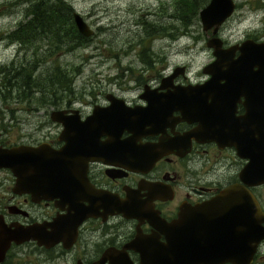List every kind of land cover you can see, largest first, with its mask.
<instances>
[{"label": "flooded vegetation", "instance_id": "obj_1", "mask_svg": "<svg viewBox=\"0 0 264 264\" xmlns=\"http://www.w3.org/2000/svg\"><path fill=\"white\" fill-rule=\"evenodd\" d=\"M236 6L233 0L231 13L214 31L213 26L205 29L210 30L205 40L208 57L197 79L189 78L186 66L178 64L167 72L147 74L132 85L136 92L131 97L103 87L89 89L94 92L89 106L81 108L71 104L72 86H65L63 98L49 100L59 103L56 110L65 115L75 112L79 120L94 106H106L109 98L121 99L128 107L153 100L143 133L134 141L147 144L148 150L160 142L167 150L149 164H137L140 156L135 160L133 147L118 149L117 142L112 147L102 142L107 135L100 133L98 157L87 159L84 170L72 179L70 174L63 176L61 191L41 196L13 191L12 173L0 167V218L6 225H30L33 234L19 243L11 241L0 264H155L160 252L170 264L172 251L180 259L207 252V212L189 213L186 208L233 188L235 196L224 207L228 233L243 227L242 190H249L264 211V65L254 45L264 44V38L251 33L236 38L220 35ZM179 67L182 72L171 76ZM205 80V89H197L201 85L196 84ZM186 87L193 90L184 93ZM32 89L38 91V86ZM52 121L56 131L51 138L10 143L0 133V144L44 141L59 147L61 124ZM128 135L123 129L119 138ZM119 200L127 202L126 211L119 209ZM263 240L249 264L256 261Z\"/></svg>", "mask_w": 264, "mask_h": 264}, {"label": "rangeland", "instance_id": "obj_2", "mask_svg": "<svg viewBox=\"0 0 264 264\" xmlns=\"http://www.w3.org/2000/svg\"><path fill=\"white\" fill-rule=\"evenodd\" d=\"M32 1L0 0V133L7 142H36L55 134L48 112L59 103L48 101L63 98L64 90L57 86L37 91L25 85L28 80L50 87L49 77L65 72L73 91L71 104L86 108L94 93L89 89L103 87L131 97L136 92L132 85L174 65L184 64L191 79L201 76L210 30L202 29L198 10L183 24L177 14L185 20L188 16L182 0H65L93 30L81 45H69L65 32L46 37L36 29L27 36L25 28L15 31L29 17ZM235 2L220 35L236 38L251 33L264 38V0ZM151 27L156 30L149 32ZM255 260L252 264H264V240Z\"/></svg>", "mask_w": 264, "mask_h": 264}, {"label": "water", "instance_id": "obj_3", "mask_svg": "<svg viewBox=\"0 0 264 264\" xmlns=\"http://www.w3.org/2000/svg\"><path fill=\"white\" fill-rule=\"evenodd\" d=\"M232 9L233 0H208L198 9L202 28L205 30L213 26L214 31L217 25L229 16ZM72 19L80 34L88 36L93 32L77 11L72 12ZM254 45L264 65V44ZM206 68L207 65L203 67V70L205 71ZM178 72H182L181 67L175 68L171 76ZM196 85H201L197 89L204 90L208 81L205 80ZM186 90L190 91L193 88L186 87L183 92L185 93ZM109 99L110 102L106 106H94L83 120H79L75 112L65 115L63 110H51L50 118L61 124L58 138L63 140V143L59 147L53 148L44 141L37 144L18 143L9 146L0 144V167L8 168L12 173L14 177L12 190L36 192L40 196L52 190L61 191L63 176L69 177L70 174L72 179L75 172L84 170L83 166L87 159L98 157L97 149L101 148V142L98 139L100 133L107 135L102 142L112 143V147H115L116 142L118 149L133 147L135 160L140 156V160L135 161L137 164H149L167 150L166 147L163 150L160 142L153 144L148 150L147 144H136L134 141L138 138L136 136L138 133H143L142 128L147 123L145 122L147 111L154 103L153 100L147 102L146 106L128 107L121 99ZM188 99L191 100V98ZM123 129L129 131V135L119 138ZM232 191L231 187L224 188L209 200L185 209L189 213L207 212V219L210 222L207 231V252L198 257L183 255L180 259L172 251L169 258L173 261L170 264H219L226 261L232 264H249L251 262L257 244L264 239V211L259 208L249 190H242L240 195L244 196L243 227L240 232L228 233L225 229L227 227L224 207L228 204V199L234 198ZM117 203L121 211H126L128 206L126 201L119 200ZM32 236L30 225L24 227L15 223L6 225L0 218V261L11 241L19 243ZM159 255L158 262L155 264H167L165 261L168 259L165 254L160 252ZM174 260H181V262L177 263Z\"/></svg>", "mask_w": 264, "mask_h": 264}, {"label": "trees", "instance_id": "obj_4", "mask_svg": "<svg viewBox=\"0 0 264 264\" xmlns=\"http://www.w3.org/2000/svg\"><path fill=\"white\" fill-rule=\"evenodd\" d=\"M184 2L185 11H188V16L186 20L181 14H178L179 18H181L183 24H187V22L196 14V11L199 7L203 6L207 0H182ZM32 7L31 16L23 23H19L15 31H18L20 28L26 30L24 34L28 32H32L36 29V34L43 35L46 37L49 36H58L65 32L69 36V45H77L83 42L87 37L81 35L75 28V25L72 20L71 10L72 7L65 0H33L30 3ZM186 12H182L184 15ZM156 30L154 27L149 29V32ZM24 34L22 36H24ZM168 34V33H167ZM19 34V37H22ZM24 80V75L22 76ZM48 82V86L50 87H38L40 89L51 90L55 89L57 86H61L60 91L65 89V86L70 87L69 78L66 77L65 72L58 71V73L52 74V78ZM68 78V79H66ZM28 79V76L25 75V80ZM56 84L55 87L53 84ZM28 88H35V85L28 81H26ZM64 87V89H63ZM56 90V89H55ZM55 94V93H54ZM51 102V101H48Z\"/></svg>", "mask_w": 264, "mask_h": 264}]
</instances>
